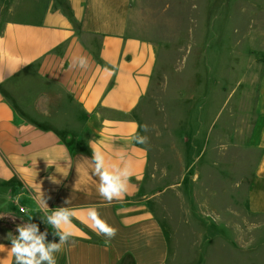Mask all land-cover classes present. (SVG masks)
<instances>
[{
    "label": "crops",
    "instance_id": "obj_1",
    "mask_svg": "<svg viewBox=\"0 0 264 264\" xmlns=\"http://www.w3.org/2000/svg\"><path fill=\"white\" fill-rule=\"evenodd\" d=\"M133 3L0 0V198L9 214L24 209L25 218L45 222L37 203L42 192L50 211L66 206L76 212V235L56 254L57 264H168L169 242L156 213L166 190L146 193L148 152L130 137L133 127L140 126L136 113L157 62L154 46L135 32ZM81 55L88 58V67L71 68L73 58ZM51 86L67 95L55 116L49 105ZM255 111L259 157L245 202L240 199L250 233L264 232V68ZM63 114L66 123L81 131L64 134L33 122H57ZM86 127L94 129L85 134ZM90 145L102 148L114 163L120 153L132 161L134 175L122 200L109 204L99 196ZM93 206L118 229L108 243L89 227L86 211ZM239 236L244 238L242 232ZM51 241L59 242V237ZM10 247L11 240L0 242V264H14ZM222 250L252 255L239 246L209 247L199 264H216Z\"/></svg>",
    "mask_w": 264,
    "mask_h": 264
},
{
    "label": "rangeland",
    "instance_id": "obj_2",
    "mask_svg": "<svg viewBox=\"0 0 264 264\" xmlns=\"http://www.w3.org/2000/svg\"><path fill=\"white\" fill-rule=\"evenodd\" d=\"M133 19L135 32L157 53L136 117L140 134L149 137L142 144L150 160L146 193L166 190L156 213L169 242L168 264H199L207 248L230 246L252 255L222 250L216 264H264V232H248L240 201L259 157L255 107L264 68V0H134ZM49 90L55 116L67 95ZM33 120L60 133L82 129L66 123L64 114L57 122ZM4 204L0 198V242L29 222L26 210L9 214ZM42 220L32 222L51 241L54 229Z\"/></svg>",
    "mask_w": 264,
    "mask_h": 264
},
{
    "label": "clouds",
    "instance_id": "obj_3",
    "mask_svg": "<svg viewBox=\"0 0 264 264\" xmlns=\"http://www.w3.org/2000/svg\"><path fill=\"white\" fill-rule=\"evenodd\" d=\"M70 67L86 69L88 58L83 55L74 57ZM104 70L115 74L111 68ZM140 127L134 126L130 137L138 144H147L149 137L139 134ZM142 127L145 133L150 131L148 125L145 124ZM91 148L92 172L98 178L97 192L99 196L109 204L122 200L129 191L130 181L134 175L132 161L126 158L124 153H120L117 157L119 163H114L102 148L92 146ZM37 203L44 213L47 224L55 230L53 235L59 237V242L49 241L47 230L41 232L39 225L32 222L33 217H30L29 222L17 225L18 235L10 238L9 251L14 264H57L56 254L68 246L70 240L76 235L72 224L73 218L76 217V212L73 209L62 206L50 211L43 192L37 197ZM67 203L68 200L65 201V205ZM86 216L90 221L89 227L98 236L103 237L105 243L110 242L116 236L118 229L103 219L96 207L88 208Z\"/></svg>",
    "mask_w": 264,
    "mask_h": 264
}]
</instances>
